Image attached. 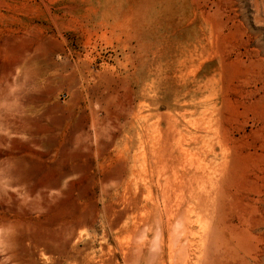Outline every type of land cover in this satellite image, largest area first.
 Segmentation results:
<instances>
[{
	"label": "rangeland",
	"instance_id": "obj_1",
	"mask_svg": "<svg viewBox=\"0 0 264 264\" xmlns=\"http://www.w3.org/2000/svg\"><path fill=\"white\" fill-rule=\"evenodd\" d=\"M176 214L264 264V0H0V264H169Z\"/></svg>",
	"mask_w": 264,
	"mask_h": 264
},
{
	"label": "bare ground",
	"instance_id": "obj_2",
	"mask_svg": "<svg viewBox=\"0 0 264 264\" xmlns=\"http://www.w3.org/2000/svg\"><path fill=\"white\" fill-rule=\"evenodd\" d=\"M20 92V91H19ZM19 95H20V93H19ZM7 123H9V124H11V128H13L14 130H19V128L21 127V125H19V124H17V121H6ZM20 122V121H19ZM8 124V125H9ZM165 192H163V194H164ZM180 205V203H178V206ZM216 205V204H215ZM176 207H177V205H175ZM124 207V206H123ZM177 209V208H176ZM176 209H175V211H176ZM142 211V210H141ZM146 211V210H145ZM145 211H144V213H145ZM149 211V210H148ZM147 211V212H148ZM178 211V210H177ZM151 212V211H150ZM134 214V213H133ZM142 215V214H141ZM144 215V214H143ZM179 216V214H176V218L175 219H178L179 220V218H177ZM147 217H149V216H146L145 218H147ZM169 217H171V216H169ZM168 217V218H169ZM141 218V217H140ZM139 218V219H140ZM144 219V218H143ZM174 219V220H175ZM181 219V218H180ZM168 220V219H167ZM174 220H172V221H174ZM178 220H176V222L178 221ZM182 220V219H181ZM181 220H179L180 222H178L177 223V225H174L175 224V222H173L174 224H173V226L171 227V222H170V220L169 221H167V222H165V224H167L166 225V228H165V230H166V234H167V236H168V234H169V237L167 238L168 239V241H169V244H168V257H169V264H191V263H193V264H198L196 261L197 260H195V261H192V258L190 257V254L188 253V254H184L183 255V252L181 251V249H180V247H179V240L178 239H176V237H178V235H179V230H181V228L180 227H183V224H184V222H183V220L181 221ZM142 221V220H141ZM140 221V222H141ZM144 221H145V219H144ZM146 222V221H145ZM169 222V223H168ZM142 223V222H141ZM138 225V224H137ZM137 227H139V226H137ZM158 227V230H159V226H157ZM216 227V226H215ZM150 228V227H149ZM217 228V227H216ZM156 230V232L158 233V235L159 236H161L160 234V232L161 231H157V228L155 229ZM155 232V233H156ZM160 233V234H159ZM173 233L174 234H176V236L174 237L173 236ZM170 235L172 236V238L170 237ZM157 236V235H156ZM162 237V236H161ZM155 239V238H154ZM170 239V240H169ZM156 241V240H155ZM154 241V242H155ZM157 241H158V243H159V239H158V237H157ZM157 243V245H159ZM162 243V245H164L165 243H163V242H161ZM142 244V243H141ZM156 244V243H155ZM138 249H137V248ZM135 248V251L132 249V251H133V253L131 252V249H130V247H129V249H130V254H128V256L127 255H125V254H127V251H124L123 252V254L121 253V256H125L123 259L126 261L128 258L130 259V261L132 260V259H134V260H136V262H140L141 260H142V258H143V252H144V248H145V243H143V246L142 245H137ZM154 248V247H153ZM158 248H160V247H158ZM125 249V248H124ZM127 249V248H126ZM137 250V251H136ZM62 251V250H61ZM64 251H66V250H64ZM134 252L136 253V254H134ZM68 253V252H67ZM133 254V255H132ZM130 255V256H129ZM162 256H163V254H160L159 255V258L161 259L162 258ZM151 260V259H150ZM129 261V260H128ZM127 262V261H126ZM158 264H164L162 261H159V263Z\"/></svg>",
	"mask_w": 264,
	"mask_h": 264
},
{
	"label": "crops",
	"instance_id": "obj_3",
	"mask_svg": "<svg viewBox=\"0 0 264 264\" xmlns=\"http://www.w3.org/2000/svg\"><path fill=\"white\" fill-rule=\"evenodd\" d=\"M110 25V24H109ZM107 27V26H106Z\"/></svg>",
	"mask_w": 264,
	"mask_h": 264
}]
</instances>
